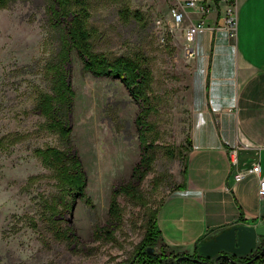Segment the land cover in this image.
I'll list each match as a JSON object with an SVG mask.
<instances>
[{"label":"rangeland","instance_id":"374dc122","mask_svg":"<svg viewBox=\"0 0 264 264\" xmlns=\"http://www.w3.org/2000/svg\"><path fill=\"white\" fill-rule=\"evenodd\" d=\"M183 1L90 0L95 49L110 57H145L154 75L148 117L153 129L148 136L156 139L152 149L156 161L140 186L144 200L153 207L183 185L202 92L195 71L197 57L188 53L193 45L186 31L191 21L178 27L172 17L173 8H180ZM47 2L12 0L0 8V263L131 264L145 236L147 206L121 194L124 216L119 226L111 228L114 238L105 234L100 238L96 228L107 224L114 189L131 179L141 159L136 123L141 106L120 78L86 71L76 51L69 65L76 91L71 140L87 173L93 205L79 198L65 212L63 225L72 223L80 237L75 243L57 238L48 219V205L62 188L35 149L63 148L66 143L47 128L46 118L36 108L40 95L53 89L48 67L59 50L60 33L51 23ZM124 8L141 12L144 21L122 19ZM207 15L192 11V18L205 26ZM236 16L234 40L244 23L239 5ZM201 31L197 49L203 44ZM156 251L165 252L160 244Z\"/></svg>","mask_w":264,"mask_h":264},{"label":"crops","instance_id":"0c3cea01","mask_svg":"<svg viewBox=\"0 0 264 264\" xmlns=\"http://www.w3.org/2000/svg\"><path fill=\"white\" fill-rule=\"evenodd\" d=\"M211 3L208 26L200 33L195 71L202 92L194 109L184 187L164 200L158 217L160 245L170 254L193 255L200 243L234 224H264L260 177H234L257 164L264 175L263 5L237 0L244 23L234 40L219 27L224 2Z\"/></svg>","mask_w":264,"mask_h":264},{"label":"trees","instance_id":"16d2710c","mask_svg":"<svg viewBox=\"0 0 264 264\" xmlns=\"http://www.w3.org/2000/svg\"><path fill=\"white\" fill-rule=\"evenodd\" d=\"M12 0H0V8ZM47 11L51 23L60 33L59 50L57 57L50 62L49 71L53 78L51 92L42 93L37 103V109L46 118L47 128L58 133L65 141L66 147L47 146L36 148L35 153L43 160L44 164L54 170L62 188L61 195L52 203H49L48 216L50 224L54 228L55 236L61 240L77 242L80 240L72 223L63 225L65 212L72 210L79 198L90 205L91 197L87 194L88 177L82 159L71 140L72 125L71 114L74 108L76 91L71 82L70 60L73 51H76L84 63V69L96 76H111L120 78L130 89L133 97L140 103L141 111L136 119L140 130V140L143 153L140 161L134 168L133 175L128 182L114 189L111 202L109 219L105 226L97 227L96 234L101 238L113 239L112 230L123 222V210L119 196L124 194L142 206H147L145 220V236L138 244L133 264H174L173 258L180 254H171L170 258L165 253L157 254L156 248L162 239V231L159 227V212L161 206L153 207L144 200L140 190L141 183L152 171L156 161L153 148L156 139H149V131L153 129L148 121L152 112V86L154 75L147 65L145 57L118 56L110 57L104 52L95 49L93 38L94 30L91 26L90 0H48ZM122 19L129 21L137 19L144 21V16L139 11L124 8L120 11ZM191 140H189V145ZM172 155L175 154L170 149ZM187 174V163L185 175ZM184 184L177 189L183 188ZM199 255L198 249L193 254ZM258 264H264V252L258 260ZM1 264V263H0Z\"/></svg>","mask_w":264,"mask_h":264},{"label":"water","instance_id":"95a60500","mask_svg":"<svg viewBox=\"0 0 264 264\" xmlns=\"http://www.w3.org/2000/svg\"><path fill=\"white\" fill-rule=\"evenodd\" d=\"M264 244V224L249 225V224H234L233 226L223 230L213 238L200 243L198 252L200 256L213 258L216 261L224 257L233 264H240L238 260L230 257L229 254H219L221 251H227L240 256H248L256 251L259 246ZM264 250V248H263ZM159 254V252H156ZM135 259V258H134ZM256 258L244 263L250 264ZM178 261L181 260H194L198 263H203L200 259L192 258V256H180ZM129 264V263H121Z\"/></svg>","mask_w":264,"mask_h":264},{"label":"built area","instance_id":"2783aa9c","mask_svg":"<svg viewBox=\"0 0 264 264\" xmlns=\"http://www.w3.org/2000/svg\"><path fill=\"white\" fill-rule=\"evenodd\" d=\"M212 0H184L183 4L180 8H173L172 17L174 23L180 27L182 26L186 20H190V24L187 27V37L191 41L193 45L188 49V53L193 57H198V49H197V36L201 29H204L205 22L204 21H195L191 17V13L193 10L197 11L201 16L207 15L212 10ZM225 4V15L224 22L225 25L220 24L219 27L227 28L231 35L234 34L236 30L237 24V0H222ZM233 160L236 162L235 157ZM255 174L260 177L261 181V190L264 191V175H262V166L261 164H257L251 168L238 170L234 177L237 181H241L245 179L247 176Z\"/></svg>","mask_w":264,"mask_h":264},{"label":"flooded vegetation","instance_id":"af4514ba","mask_svg":"<svg viewBox=\"0 0 264 264\" xmlns=\"http://www.w3.org/2000/svg\"><path fill=\"white\" fill-rule=\"evenodd\" d=\"M263 248H264V244L259 246V248L256 251H254L252 254H249L248 256H245V257L240 256V255H236V254H233V253H230L227 251H221L219 254H223V255L229 254L231 258L238 260V262L240 264H244V263L256 258L255 261L253 263H250V264H258L259 263L258 262L259 257L264 252ZM164 253H166V252H164ZM186 255L192 256V258H195V259H200L203 263H198L194 260H181V261L177 260L180 256H186ZM136 259H137V257H135V260ZM172 263H174V264H233L228 259H226L224 257L220 258L219 261H216V257L207 258V257H203L200 255L194 256V255L186 254V253L179 255L177 257H174ZM131 264H133V262Z\"/></svg>","mask_w":264,"mask_h":264}]
</instances>
